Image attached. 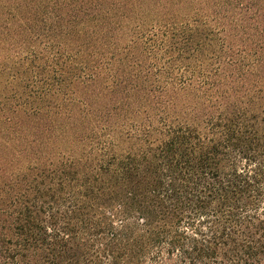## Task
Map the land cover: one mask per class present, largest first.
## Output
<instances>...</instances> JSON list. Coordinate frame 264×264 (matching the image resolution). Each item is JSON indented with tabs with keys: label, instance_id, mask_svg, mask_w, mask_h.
Returning <instances> with one entry per match:
<instances>
[{
	"label": "trees",
	"instance_id": "trees-1",
	"mask_svg": "<svg viewBox=\"0 0 264 264\" xmlns=\"http://www.w3.org/2000/svg\"><path fill=\"white\" fill-rule=\"evenodd\" d=\"M0 264H264V0H0Z\"/></svg>",
	"mask_w": 264,
	"mask_h": 264
}]
</instances>
